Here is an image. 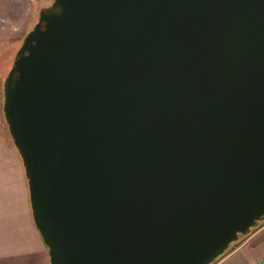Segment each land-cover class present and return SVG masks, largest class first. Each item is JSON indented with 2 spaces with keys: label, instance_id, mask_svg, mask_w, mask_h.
I'll return each mask as SVG.
<instances>
[{
  "label": "water",
  "instance_id": "obj_1",
  "mask_svg": "<svg viewBox=\"0 0 264 264\" xmlns=\"http://www.w3.org/2000/svg\"><path fill=\"white\" fill-rule=\"evenodd\" d=\"M3 112L50 264H214L264 222V0H53Z\"/></svg>",
  "mask_w": 264,
  "mask_h": 264
},
{
  "label": "rangeland",
  "instance_id": "obj_2",
  "mask_svg": "<svg viewBox=\"0 0 264 264\" xmlns=\"http://www.w3.org/2000/svg\"><path fill=\"white\" fill-rule=\"evenodd\" d=\"M52 3V0H0V130L9 141L10 152L14 154L18 152L3 112L4 82L26 36L38 24L40 12L51 7ZM15 166L16 162L11 157L9 214L5 215L3 221L0 217V264H50L48 250L33 222L28 183L23 205L22 186H19ZM3 213L4 208L0 206V215ZM261 230L264 233V222L252 233ZM241 241L232 248L237 247Z\"/></svg>",
  "mask_w": 264,
  "mask_h": 264
},
{
  "label": "crops",
  "instance_id": "obj_3",
  "mask_svg": "<svg viewBox=\"0 0 264 264\" xmlns=\"http://www.w3.org/2000/svg\"><path fill=\"white\" fill-rule=\"evenodd\" d=\"M0 132V206L4 208V213L0 217L3 221L5 215L8 216L9 214L11 157L16 162L18 183L19 186H22L23 205L27 179L19 154L10 152L9 141L1 130ZM215 264H264V233L262 230L253 232L246 239L242 240L237 247L232 248L224 257L222 256Z\"/></svg>",
  "mask_w": 264,
  "mask_h": 264
}]
</instances>
